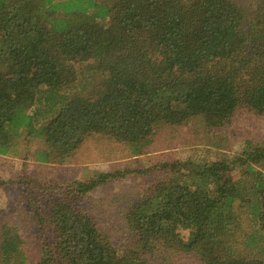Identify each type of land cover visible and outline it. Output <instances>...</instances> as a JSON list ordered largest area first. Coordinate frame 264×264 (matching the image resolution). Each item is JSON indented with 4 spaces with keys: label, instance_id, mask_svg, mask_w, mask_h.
<instances>
[{
    "label": "trees",
    "instance_id": "obj_1",
    "mask_svg": "<svg viewBox=\"0 0 264 264\" xmlns=\"http://www.w3.org/2000/svg\"><path fill=\"white\" fill-rule=\"evenodd\" d=\"M239 107L264 116V0H0L2 155L35 139V161L62 164L92 134L139 155L167 127H221ZM160 168L120 210L122 248L77 202L131 171L54 187L34 212L37 264H264V145ZM23 242L1 224L0 264H30Z\"/></svg>",
    "mask_w": 264,
    "mask_h": 264
},
{
    "label": "rangeland",
    "instance_id": "obj_2",
    "mask_svg": "<svg viewBox=\"0 0 264 264\" xmlns=\"http://www.w3.org/2000/svg\"><path fill=\"white\" fill-rule=\"evenodd\" d=\"M240 1L246 4L254 0ZM152 138L156 142L149 144L142 154L132 155L124 144L92 134L62 164L35 161L34 150L42 145L35 139L21 142L19 153L0 154V225L7 223L20 229L28 263L37 264L44 239L41 225L34 216L35 209L42 204L48 206V197L57 191L54 187L88 180L95 172L131 171L99 186L77 202L110 236L113 244L122 248L126 231L120 210L125 201L165 178L161 164L177 159L231 157L239 153L246 142L264 145V116L247 107H239L231 120L221 127H207L193 118L186 124L167 127ZM42 226L49 228L46 224ZM180 234L186 239L189 231L180 229ZM174 263L201 264L195 255L183 253H173L171 264Z\"/></svg>",
    "mask_w": 264,
    "mask_h": 264
}]
</instances>
